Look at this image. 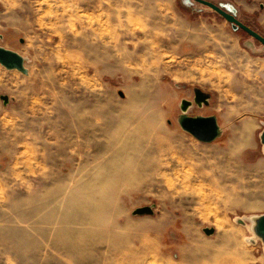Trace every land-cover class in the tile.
Masks as SVG:
<instances>
[{
	"label": "rangeland",
	"instance_id": "1",
	"mask_svg": "<svg viewBox=\"0 0 264 264\" xmlns=\"http://www.w3.org/2000/svg\"><path fill=\"white\" fill-rule=\"evenodd\" d=\"M210 1L264 36V0ZM0 45V264H264L260 40L197 0H0Z\"/></svg>",
	"mask_w": 264,
	"mask_h": 264
},
{
	"label": "water",
	"instance_id": "2",
	"mask_svg": "<svg viewBox=\"0 0 264 264\" xmlns=\"http://www.w3.org/2000/svg\"><path fill=\"white\" fill-rule=\"evenodd\" d=\"M201 3H204L215 11H217L222 16L226 17L231 21L235 27H240L250 33L252 36L256 37L264 44V36L259 32L242 22L234 13L223 9L221 6L210 0H197ZM0 63L6 66L9 69H18L24 73H28V68L26 67V57L20 54L18 51L4 47L0 45ZM211 95L208 92L203 91L200 88L195 89V95L191 107L198 105L203 107L205 104L210 102ZM5 101L8 100L7 96H4ZM183 104L188 105L190 99H182ZM190 107V108H191ZM185 114V113H184ZM187 114V113H186ZM183 127L190 131L194 136L203 141L213 140L218 135V120L214 115L207 116H184L182 119ZM262 142L264 143V130L261 134ZM155 205H144L139 206L133 210V215H144L154 214ZM214 227L206 228L205 231L208 234L214 233ZM257 231L262 236L264 240V214L258 218L257 221Z\"/></svg>",
	"mask_w": 264,
	"mask_h": 264
},
{
	"label": "bare ground",
	"instance_id": "3",
	"mask_svg": "<svg viewBox=\"0 0 264 264\" xmlns=\"http://www.w3.org/2000/svg\"><path fill=\"white\" fill-rule=\"evenodd\" d=\"M218 74V73H217ZM8 98V97H7ZM190 102L191 103H189L188 105H185V104H183V102L181 101L180 102V108H181V110H182V112L183 113H188V111H189V109H190V107H191V104H192V102H193V99H190ZM218 132H220V126H218ZM129 136H130V134H129ZM128 137V136H127ZM124 145V144H123ZM122 146V145H121ZM120 146V147H121ZM119 147V148H120ZM122 149V148H121ZM124 149V148H123ZM125 150V149H124ZM123 150V151H124ZM89 220V219H88ZM82 227V226H81ZM84 228H86V227H84ZM90 230H92V229H89V231ZM83 231H84V229H83ZM128 234V233H127ZM66 242V241H65ZM67 246V245H66ZM67 249V248H66ZM65 250V249H64ZM67 251H70V250H67ZM66 250L64 251V252H67ZM69 255V254H68ZM76 256V255H75ZM71 257V256H70ZM69 257V258H70ZM69 258H67V259H63V264H86L87 262L85 261V259L84 260H80V261H73L72 260V258L71 259H69ZM80 258V257H79ZM81 258H82V256H81ZM128 258H130L129 256H128ZM122 260V259H121ZM123 262V261H122ZM122 262H121V264H122ZM129 263H126V264H132L133 262L132 261H128ZM120 263V262H119Z\"/></svg>",
	"mask_w": 264,
	"mask_h": 264
},
{
	"label": "crops",
	"instance_id": "4",
	"mask_svg": "<svg viewBox=\"0 0 264 264\" xmlns=\"http://www.w3.org/2000/svg\"><path fill=\"white\" fill-rule=\"evenodd\" d=\"M261 75H262V73H261ZM218 124H219V126H220V123L218 122Z\"/></svg>",
	"mask_w": 264,
	"mask_h": 264
},
{
	"label": "flooded vegetation",
	"instance_id": "5",
	"mask_svg": "<svg viewBox=\"0 0 264 264\" xmlns=\"http://www.w3.org/2000/svg\"><path fill=\"white\" fill-rule=\"evenodd\" d=\"M246 24V23H245ZM248 25V24H247ZM248 26H250V25H248Z\"/></svg>",
	"mask_w": 264,
	"mask_h": 264
}]
</instances>
